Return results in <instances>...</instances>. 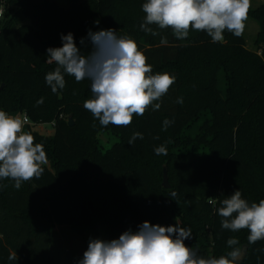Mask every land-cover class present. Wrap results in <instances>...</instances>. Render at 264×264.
<instances>
[{
	"label": "trees",
	"instance_id": "obj_1",
	"mask_svg": "<svg viewBox=\"0 0 264 264\" xmlns=\"http://www.w3.org/2000/svg\"><path fill=\"white\" fill-rule=\"evenodd\" d=\"M145 2L70 0L62 6L57 0H0V110L55 122L51 136L24 127L46 152L42 175L18 190L14 180L0 179V264H55L54 225L81 230L89 244L86 233L97 225L113 240L129 229L138 231L145 221L191 229L184 243L200 257L219 258L238 247L245 248L238 264H264V240L250 244L247 229H223L218 213L221 201L236 190L249 205L264 199V49L248 48L245 29L239 37L225 31L224 41L215 43L206 32L192 30L181 40L171 28L154 24L149 27L158 35L146 33L140 28ZM248 17L260 24L264 43V0ZM107 29L135 40L152 74L175 77L167 94L154 102L161 104L159 110L134 114L126 127L101 126L83 107L93 96L89 79L77 82L62 70L66 84L56 93L45 81L58 66L47 62V49L61 47L62 34L72 33L80 53L88 56L93 51L89 30ZM40 98L44 102L38 105ZM204 111L211 117L196 139L202 149H188L193 140L183 132ZM165 119L171 122L166 130ZM137 132L143 139L129 144ZM104 133L118 138L110 148L99 137ZM160 145L167 155L156 154ZM232 237L239 243L229 247ZM13 253L16 260L9 259Z\"/></svg>",
	"mask_w": 264,
	"mask_h": 264
},
{
	"label": "clouds",
	"instance_id": "obj_2",
	"mask_svg": "<svg viewBox=\"0 0 264 264\" xmlns=\"http://www.w3.org/2000/svg\"><path fill=\"white\" fill-rule=\"evenodd\" d=\"M142 9L146 16L140 28L146 33L158 35L149 27L154 24L160 29L171 28L175 38L181 40L189 36L190 30L206 32L215 43L224 41L225 31L237 37L243 34L251 0H147ZM61 39V47L47 49V62L58 66L46 74L45 81L56 93L66 84L62 70L77 82L89 79L93 96L84 101L83 107L101 126L126 127L132 123L134 114L143 116L149 107L159 110L161 104L154 102L175 83V77L166 72L152 74V66L137 42L128 36H117L113 29L89 30L93 51L88 56L80 53L72 33L62 34ZM161 43L166 44L167 40L162 38ZM43 102L40 98L37 104ZM170 123L165 119V130ZM137 138L143 139V135L134 133L129 144ZM34 140L31 133L24 131V122L19 117L0 110V179L14 180L17 190L22 182L40 177L42 165L48 163L43 145ZM154 151L167 155L164 145ZM241 197L236 190L221 201L218 209L223 218L221 226L233 232L247 229V240L254 244L264 240V199L249 205ZM191 236V229L145 221L138 231L129 229L118 239L90 240L79 264H238L240 248H233L219 258H203L184 243ZM238 243L235 237L227 240L229 247ZM9 259L16 260V254Z\"/></svg>",
	"mask_w": 264,
	"mask_h": 264
},
{
	"label": "rangeland",
	"instance_id": "obj_3",
	"mask_svg": "<svg viewBox=\"0 0 264 264\" xmlns=\"http://www.w3.org/2000/svg\"><path fill=\"white\" fill-rule=\"evenodd\" d=\"M62 6H67L70 0H57ZM263 0H251V9L258 7ZM29 22V21H27ZM193 32L190 30L189 35ZM261 33L260 24L252 17H248L245 26V37L247 40L248 48L256 50L262 53L264 49V43L259 40ZM219 89L222 96H226L227 90V74L222 70L218 75ZM19 117L22 120L24 113L11 114ZM211 117L208 111H204L200 116L187 127L183 134L184 137L190 138L193 142L190 143L188 149H202L201 144L196 139L204 134L203 124ZM30 125L33 130L38 131L40 134L45 136H51L54 133L55 122H34L30 119ZM26 126V125H25ZM24 126V127H25ZM100 139L105 145L104 148H110L118 138L109 133L100 134ZM180 149H186V146H182ZM178 151V149H176ZM54 240L52 242V257L55 264H79V261L83 258V253L87 250L88 243L83 237L81 230L73 229L68 225H54L53 226ZM97 233L96 231H88L86 236ZM90 242V240H89ZM242 261V260H241Z\"/></svg>",
	"mask_w": 264,
	"mask_h": 264
},
{
	"label": "water",
	"instance_id": "obj_4",
	"mask_svg": "<svg viewBox=\"0 0 264 264\" xmlns=\"http://www.w3.org/2000/svg\"><path fill=\"white\" fill-rule=\"evenodd\" d=\"M74 124H75L74 119L70 117L69 125L73 126ZM163 186L167 189L171 187L170 182H169L168 170L166 166L164 167V173H163ZM95 231L98 232V234L97 233L90 234L89 236H87L88 240L102 239L105 241H110V239L107 237V235L105 234V232L101 229L99 225H97ZM244 256H245V248L242 249L238 262H240L244 258Z\"/></svg>",
	"mask_w": 264,
	"mask_h": 264
},
{
	"label": "built area",
	"instance_id": "obj_5",
	"mask_svg": "<svg viewBox=\"0 0 264 264\" xmlns=\"http://www.w3.org/2000/svg\"><path fill=\"white\" fill-rule=\"evenodd\" d=\"M3 17V9L0 8V19ZM22 121L24 122V126L30 124V119L27 115L24 114L22 117Z\"/></svg>",
	"mask_w": 264,
	"mask_h": 264
}]
</instances>
